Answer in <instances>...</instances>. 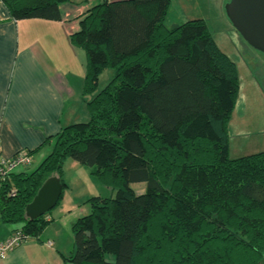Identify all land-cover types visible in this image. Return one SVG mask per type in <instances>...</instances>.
Instances as JSON below:
<instances>
[{"label": "trees", "instance_id": "1", "mask_svg": "<svg viewBox=\"0 0 264 264\" xmlns=\"http://www.w3.org/2000/svg\"><path fill=\"white\" fill-rule=\"evenodd\" d=\"M70 0H0L14 21H60ZM169 0H101L69 36L83 51L88 120L46 140L32 171L0 188V219L30 237L49 223L25 206L66 160L114 197H92L71 225V264H259L264 260V152L229 158L236 65L203 20L167 29ZM111 70L100 91L98 78ZM144 184L136 194L131 184ZM14 195L9 196V190ZM61 198V197H60ZM59 198V200H60ZM59 200L55 206L58 205ZM112 257L109 261L108 257Z\"/></svg>", "mask_w": 264, "mask_h": 264}, {"label": "crops", "instance_id": "2", "mask_svg": "<svg viewBox=\"0 0 264 264\" xmlns=\"http://www.w3.org/2000/svg\"><path fill=\"white\" fill-rule=\"evenodd\" d=\"M96 2L70 0L60 5V21H14L0 4V154L3 157L10 158L24 150L30 153L31 164L36 157L40 162L50 151L52 139L47 143L46 140L67 125L88 120L85 104L91 96L81 94L85 56L70 44L69 36L78 30L79 20ZM68 161L71 160H66L63 167L77 169L76 162ZM21 171L24 169L16 173ZM78 203L74 200L53 210L48 214L50 225L37 238L30 237L8 252L0 264H71L63 259L73 249L70 228L80 218L73 213ZM15 228L0 219V241L8 238Z\"/></svg>", "mask_w": 264, "mask_h": 264}, {"label": "rangeland", "instance_id": "3", "mask_svg": "<svg viewBox=\"0 0 264 264\" xmlns=\"http://www.w3.org/2000/svg\"><path fill=\"white\" fill-rule=\"evenodd\" d=\"M100 1L97 0L96 4ZM227 2L228 0H169L164 26L172 29L189 20H203L217 47L237 66L240 89L228 126L229 156L235 159L264 152V55L248 46L234 30L225 15L224 5ZM80 53L84 56L83 51ZM112 75L111 70L102 72L98 78L96 91L103 89ZM240 150L241 153H235ZM38 159L39 157L34 159L27 171L37 167L40 163ZM76 166L77 169L67 165L62 168L65 187L58 205L49 214L75 200L80 204L78 203L79 207L73 213L83 217L88 215L89 205L84 203L86 200H81L80 196L87 199L97 196L114 197L115 190L102 186L96 177L88 174L89 168ZM130 188L136 194H142L144 184H131ZM67 236L70 237V234ZM108 258L109 261L112 260L111 256Z\"/></svg>", "mask_w": 264, "mask_h": 264}, {"label": "water", "instance_id": "4", "mask_svg": "<svg viewBox=\"0 0 264 264\" xmlns=\"http://www.w3.org/2000/svg\"><path fill=\"white\" fill-rule=\"evenodd\" d=\"M224 11L243 41L264 55V0H228ZM61 194L59 180L48 178L25 206V218L32 221L45 215L55 207Z\"/></svg>", "mask_w": 264, "mask_h": 264}, {"label": "built area", "instance_id": "5", "mask_svg": "<svg viewBox=\"0 0 264 264\" xmlns=\"http://www.w3.org/2000/svg\"><path fill=\"white\" fill-rule=\"evenodd\" d=\"M31 165V156L27 151H19L15 153L12 157L6 158L0 154V188L3 182L8 180L9 176L15 173L18 169H27ZM9 196L14 195V190L10 188L8 192ZM43 220L47 223L51 221L48 215L43 217ZM30 236L24 234L20 230L13 231L8 238L0 241V259H4L8 252L19 247L21 244L25 243ZM46 245L51 246L50 242Z\"/></svg>", "mask_w": 264, "mask_h": 264}]
</instances>
